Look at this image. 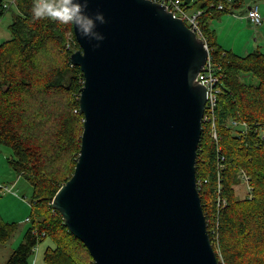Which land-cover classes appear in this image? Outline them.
<instances>
[{"label": "water", "instance_id": "95a60500", "mask_svg": "<svg viewBox=\"0 0 264 264\" xmlns=\"http://www.w3.org/2000/svg\"><path fill=\"white\" fill-rule=\"evenodd\" d=\"M90 9L106 39L93 50L73 26L84 131L53 208L96 264H219L197 183L204 41L150 0Z\"/></svg>", "mask_w": 264, "mask_h": 264}, {"label": "trees", "instance_id": "16d2710c", "mask_svg": "<svg viewBox=\"0 0 264 264\" xmlns=\"http://www.w3.org/2000/svg\"><path fill=\"white\" fill-rule=\"evenodd\" d=\"M7 1L0 0V17L12 10L14 15L11 38L0 44V149L12 152L8 164L34 185L36 208L23 242L6 264H32L31 258L47 240L51 243L44 254L47 264H96L52 205L72 178L81 153L84 115L79 96L84 76L70 60L80 46L73 26L34 20L33 0H16L5 10ZM182 1L204 11L203 34L223 84L217 107L223 151H218L204 125L197 157L206 219L216 217V174L226 157L224 191L229 205L219 216L218 242L210 232L211 241L219 264H264V139L257 127L264 125V53L238 56L219 47L207 23L226 12L212 8L215 0ZM243 2L235 0V10ZM69 35L73 51L67 50ZM232 120L245 122L247 128L230 127ZM241 170L248 174L252 189L243 199L236 190ZM16 228L0 215V245L12 239Z\"/></svg>", "mask_w": 264, "mask_h": 264}, {"label": "rangeland", "instance_id": "374dc122", "mask_svg": "<svg viewBox=\"0 0 264 264\" xmlns=\"http://www.w3.org/2000/svg\"><path fill=\"white\" fill-rule=\"evenodd\" d=\"M257 3L264 11V0H257ZM237 10L238 16L243 15L240 10ZM14 10L9 12L2 18L0 22V44L8 41L11 38L9 26L13 21ZM244 16V15H243ZM230 19L227 22H223ZM241 18H235L233 14L225 13V16L221 18H215L207 23L209 31L212 33V41L220 46H236L237 50L234 52L239 56H245L249 52L256 50L264 53V25L254 28L250 22L247 24L251 29L250 33L243 28L237 21ZM228 25L229 29L224 30V27ZM71 34V33H70ZM237 36V37H236ZM236 37V40H235ZM259 37V39H258ZM71 42L72 49L75 48L72 37H68ZM252 40L255 49L247 51L248 41ZM259 46H257V44ZM74 53V52H73ZM11 151L7 148L0 149V215L4 222L15 223L17 228L12 239L0 245V264H6L14 252L18 249L23 242L25 234L30 227V219L32 218V209L35 200L34 185L25 174L17 172L13 166L8 164ZM241 181V180H240ZM249 186L242 181L236 187L238 197L240 199L245 198L251 191ZM51 246L50 240L45 241L40 247L38 252L31 258L32 264H47L45 262V251Z\"/></svg>", "mask_w": 264, "mask_h": 264}, {"label": "built area", "instance_id": "2783aa9c", "mask_svg": "<svg viewBox=\"0 0 264 264\" xmlns=\"http://www.w3.org/2000/svg\"><path fill=\"white\" fill-rule=\"evenodd\" d=\"M16 0H8L3 4L5 10H9L12 5L15 4ZM157 4L163 5L167 8V10L173 15L174 18H179L185 22V24L189 27V29L194 32L200 39L204 41L205 48L208 51V60L206 65L199 76L198 80L202 86H204L207 90V104L205 108V113L203 117V126L205 125L210 132V136L212 137L217 149L219 152L223 151L222 145L220 143V135L218 131L217 125V107L219 96L222 93V79L218 74V68L216 61L212 56V48L209 47L208 41L206 40L203 34V23L202 18L204 15L203 10L199 9H191L182 1V0H150ZM235 0H215V3L212 5V8L216 9L219 12H226L233 14L234 16H238L235 13L237 10L234 8ZM246 18L251 23L253 27H259L263 24V19L260 14V6L257 2H252L246 12ZM2 21V17H0V22ZM71 37V35H69ZM67 50L73 51L71 42L68 40ZM72 66L75 65L72 63ZM83 81V86H84ZM80 100V96H79ZM76 112H79L78 110ZM230 127L232 128H247L245 122H241L239 120H232ZM260 133H262V137L264 139V125L257 124ZM226 157L223 155L221 158V164L219 165L218 173L216 174V187H215V204H216V217L207 219L208 228H210L209 233L214 237L215 242H218L219 239V216L223 210H225L229 201L225 195L224 191V173L226 172ZM239 178L243 183H246L249 186L250 178L245 171H240ZM198 183V190L202 189V182ZM208 183V180L205 181ZM248 188L251 189L249 186ZM213 243V242H212Z\"/></svg>", "mask_w": 264, "mask_h": 264}, {"label": "clouds", "instance_id": "9594fccd", "mask_svg": "<svg viewBox=\"0 0 264 264\" xmlns=\"http://www.w3.org/2000/svg\"><path fill=\"white\" fill-rule=\"evenodd\" d=\"M91 0H33L31 15L34 20H51L59 25L74 26L79 37L86 39L93 50L106 39L99 27L107 24L103 12L90 9Z\"/></svg>", "mask_w": 264, "mask_h": 264}, {"label": "crops", "instance_id": "0c3cea01", "mask_svg": "<svg viewBox=\"0 0 264 264\" xmlns=\"http://www.w3.org/2000/svg\"><path fill=\"white\" fill-rule=\"evenodd\" d=\"M256 1V0H255ZM252 2H254V0H244V2L241 4L242 5V7H244V9L243 10H240V12L244 15H240V16H235V18H241L239 21H237L241 26H243V28L244 29H246L249 33H250V35H251V29L250 28H248V27H250L248 24H247V22H249L248 20H247V18H246V12H247V9H248V7H249V5L252 3ZM241 7V8H242ZM241 8H239V9H241ZM239 9H237V10H239ZM260 14H261V16H262V19H263V24L262 25H264V11L262 10V8L260 7ZM230 19H228V20H226V21H223V22H227V21H229ZM254 28H257V27H254ZM229 29V26L228 25H226L225 27H224V30H228ZM237 37V36H236ZM236 37H235V40H236ZM258 39H259V37H258ZM264 43V42H263ZM257 44V43H256ZM257 46H259L258 44H257ZM220 47H222L223 49H225V50H228V51H231V52H236V51H239V50H237V48H236V46H230L229 47V45L228 46H225L224 45V47L223 46H220ZM255 49L256 47H255V45H253V41L252 40H249L248 41V46H247V48H246V50L247 51H251L250 49ZM256 51H258V50H256ZM237 53V52H236ZM249 53H252V52H249ZM235 54V53H234ZM237 55V54H236ZM239 56V55H238Z\"/></svg>", "mask_w": 264, "mask_h": 264}]
</instances>
